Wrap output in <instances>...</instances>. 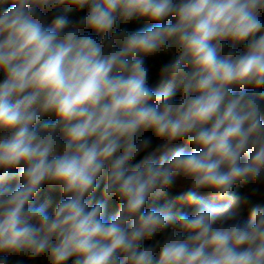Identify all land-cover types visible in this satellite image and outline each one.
<instances>
[{"label":"clouds","instance_id":"clouds-1","mask_svg":"<svg viewBox=\"0 0 264 264\" xmlns=\"http://www.w3.org/2000/svg\"><path fill=\"white\" fill-rule=\"evenodd\" d=\"M0 74V264H264V0H0Z\"/></svg>","mask_w":264,"mask_h":264},{"label":"trees","instance_id":"trees-1","mask_svg":"<svg viewBox=\"0 0 264 264\" xmlns=\"http://www.w3.org/2000/svg\"><path fill=\"white\" fill-rule=\"evenodd\" d=\"M84 12L85 10L77 11L75 8L65 5V6H62L58 10L57 14L64 16L69 21H75L81 15H83ZM49 23H51V21ZM151 26L153 25L147 20H140V21H135V22L130 23L127 27L129 28L130 31H132V30H137V29H146ZM145 59H146L147 65L150 68L149 83L153 87H156L159 84V79H158L159 68L163 63H166L169 59H171V57L164 56V55H157L155 57H146ZM2 79H3V76L2 74H0V80ZM247 90L251 91L252 89H247ZM261 91H264V89H261ZM44 119L48 120V119H51V117H45ZM150 134L151 133H148V135ZM170 148L172 151H175L177 149H183L186 152L191 151V148L188 145H186L184 141L175 142L173 145L170 146ZM181 185L182 183L178 181L177 185L169 188L167 190L166 195L162 197L158 203L164 204L174 199V197L178 194V192L183 190ZM14 186L15 185H13V187ZM183 187H186V185H183ZM233 191L239 194H242L244 189L237 187ZM59 195H60L59 189L56 186L45 185L44 188L39 193V195L37 196L35 203L38 206L45 205L48 212L51 213L54 208L55 201L59 199ZM97 195H99V193H97ZM201 196L205 202L224 203V201L215 200L213 195L209 191H206V190L201 192ZM176 210L177 209H174V212ZM181 210L191 212V209H188V208H184ZM116 211H117V201L113 199L112 201L109 202L108 207L105 211V219H110L111 217H113ZM247 218H248V213L244 211L242 213V219L246 221ZM13 259H16V258L14 257ZM20 259L22 261V264H48L46 257H43V256L37 257L35 260H30L26 256L21 257ZM68 264H71V262L69 261Z\"/></svg>","mask_w":264,"mask_h":264},{"label":"rangeland","instance_id":"rangeland-1","mask_svg":"<svg viewBox=\"0 0 264 264\" xmlns=\"http://www.w3.org/2000/svg\"><path fill=\"white\" fill-rule=\"evenodd\" d=\"M182 183V182H181Z\"/></svg>","mask_w":264,"mask_h":264}]
</instances>
